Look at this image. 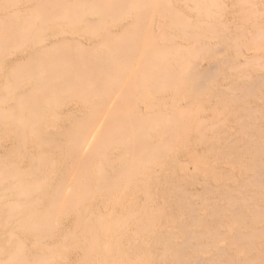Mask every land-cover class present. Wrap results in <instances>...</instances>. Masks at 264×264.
<instances>
[{"label":"bare ground","instance_id":"6f19581e","mask_svg":"<svg viewBox=\"0 0 264 264\" xmlns=\"http://www.w3.org/2000/svg\"><path fill=\"white\" fill-rule=\"evenodd\" d=\"M261 1L0 0V264H247Z\"/></svg>","mask_w":264,"mask_h":264},{"label":"rangeland","instance_id":"374dc122","mask_svg":"<svg viewBox=\"0 0 264 264\" xmlns=\"http://www.w3.org/2000/svg\"><path fill=\"white\" fill-rule=\"evenodd\" d=\"M259 1H261V0H257L256 5H262L261 3H258ZM261 2L263 3L264 0ZM263 21H264V19H263ZM130 27H132V28H130ZM130 27H128V28H130V30H132L134 28V26H130ZM260 103H264V98L263 99L262 98H255L254 99V105H257ZM255 114L253 115L254 120L257 119L255 117H259L258 119H261L262 115H264V111L262 113L257 112ZM257 120H255V121H257ZM255 134H256V132H255ZM261 194L263 196L261 195L258 198V200H256L254 202L255 205L250 210L251 213L252 212L255 213L257 211V206L259 207V205L260 206L264 205V187L261 188ZM198 211L203 212L205 210L200 209ZM238 225H242L244 228H246L252 232L255 230L258 233L260 232V235L255 233V235H254L255 237H253L252 240L249 242L251 244V247L253 248V252H252L251 257H248V259H246L247 257L244 256V254L247 252L246 245H243V243L237 242V243L241 244V246H239L236 242H233L231 240V234L233 232L234 226H238ZM204 227L207 229H211L214 227L221 228L222 230H224L226 232V235L222 239H219L218 241H216L213 245L211 244L210 246L203 248L202 253H200V254H202L206 257H209L212 252L216 251L219 248H223L227 251V253L237 255L236 257H238L239 259L247 260L248 261V262L246 261L247 264H257L259 262H264V260H263V257H264V233H263L264 232V216H260L257 218H255V216L254 217L250 216L246 222L241 223V224H240V222H236V221L235 222H230V221L228 222V220H225L224 222H220V221L208 219L206 221ZM177 240L178 239L176 237L175 241H177ZM191 253L193 256L194 252L192 250H191ZM254 257H255V259H254Z\"/></svg>","mask_w":264,"mask_h":264}]
</instances>
